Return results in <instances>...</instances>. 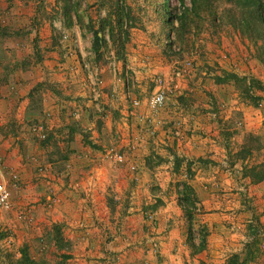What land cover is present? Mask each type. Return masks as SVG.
I'll list each match as a JSON object with an SVG mask.
<instances>
[{
  "label": "rangeland",
  "instance_id": "374dc122",
  "mask_svg": "<svg viewBox=\"0 0 264 264\" xmlns=\"http://www.w3.org/2000/svg\"><path fill=\"white\" fill-rule=\"evenodd\" d=\"M54 1L44 13L36 3L50 34L32 39L31 63L51 64L65 87L38 81L30 120L15 125V103L14 126L0 125L10 191L0 264H125L137 255L139 264H264V46L245 25L251 0ZM57 9L65 28L95 30L99 44L69 50L46 19ZM62 62L71 73L57 70ZM156 79L165 99L150 109ZM46 92L65 104L52 131ZM55 195L91 219L75 240L44 215Z\"/></svg>",
  "mask_w": 264,
  "mask_h": 264
},
{
  "label": "crops",
  "instance_id": "0c3cea01",
  "mask_svg": "<svg viewBox=\"0 0 264 264\" xmlns=\"http://www.w3.org/2000/svg\"><path fill=\"white\" fill-rule=\"evenodd\" d=\"M56 2L54 0H0V54L8 52L7 54L13 55V63L8 64L5 69L7 73L4 76L3 74H0V125H2V123L5 124L9 122L14 126V123L16 125L17 122L22 123L28 122L30 120L31 108L29 107V102L31 96L29 94V91L31 87L34 86V84L38 81H52V85L54 86L53 88L55 90L60 88L63 89L65 87L58 77H50L51 72L54 71L51 64L46 67L44 66L45 64H41L42 66H40V63H31L30 55L34 47V42L32 39L43 37V35L48 36L50 34L49 26L47 28L46 24H44V27L41 25V15L38 14L36 19L39 23H34L36 3H38L37 6L38 10H40V13H44L47 9L51 10V7ZM54 8L56 7L54 6ZM46 19L50 21L52 29L58 34L59 41L63 40L61 39L62 34H60V32H64L67 34V38L64 39V41L65 44L67 43L69 50L74 48V52L78 54L90 52L92 36L90 35L87 28L85 29L84 26L79 27L78 25H74L73 23H71L69 28H65L62 24V15L59 13V9H57L55 13H51V16H48ZM38 43L41 46V42L39 40ZM46 46H48V43L46 44ZM65 63L66 62H62V64L56 66L57 70H66L61 71V74H65L67 71L71 73L70 70L66 69L68 68V65ZM1 72L3 73L2 69ZM61 92L62 91H60V93ZM59 96L60 95H56L54 100H50L52 94L50 92H46V95H43L42 97L43 108L50 107L53 111V116L50 120L51 128L49 127V131L54 130V128L55 130L59 129V125L64 119L61 108L64 107L65 104L55 102L57 99H60ZM15 103L18 104L17 108L20 114L17 115H20V119L14 121L13 123L11 122L12 119L10 116L14 115L15 113ZM20 127L27 130V127L25 128V125L23 124ZM27 141L28 138L23 137V143L26 145V147L29 145ZM82 147L83 149H85L84 147L86 146ZM29 148H31V146H29ZM61 188H63V186ZM70 192L71 191L65 193L64 196L66 197L68 194L70 196ZM55 197L57 199V203H55L56 207L51 211L49 210V212L47 210V212H44V215H48V218L46 217L48 220H58V223L68 224L69 229H71L72 233L70 237L72 240H75L76 238L74 235L78 236L79 234V232L76 231L78 224L84 225L85 223L87 225H90L91 219H86L85 215L81 213L82 220H80L78 216L80 212L77 211L76 208L70 207L68 201H64L62 196L58 197L57 195H55ZM38 209L42 210V208ZM86 209L87 211H85V213L90 215L91 209ZM71 210L74 211L71 212ZM68 214L74 215V218L69 219ZM103 217V220L107 221L106 215H103ZM102 223L105 222L103 221ZM97 226L99 227L100 223L97 222L96 226H93L92 228L97 229ZM74 229L75 231H73ZM88 230H90V228ZM89 238L90 237H87L86 240ZM93 239L94 238H92V240ZM137 256L138 257L134 258L132 261H129V258H127V260L125 258V264H139V262L142 260V257L139 255ZM123 257L124 255L121 254L120 259ZM146 261L147 260H144V262Z\"/></svg>",
  "mask_w": 264,
  "mask_h": 264
},
{
  "label": "trees",
  "instance_id": "16d2710c",
  "mask_svg": "<svg viewBox=\"0 0 264 264\" xmlns=\"http://www.w3.org/2000/svg\"><path fill=\"white\" fill-rule=\"evenodd\" d=\"M264 1V0H263ZM251 10H249V24L245 25L248 28L255 29L256 35L261 40L263 46H264V2L261 4L260 0H251ZM100 39V36L97 34V32L94 30L92 32V45H98V41ZM181 208H183L180 205ZM226 264H246V261H239L236 256H231L227 259Z\"/></svg>",
  "mask_w": 264,
  "mask_h": 264
},
{
  "label": "built area",
  "instance_id": "2783aa9c",
  "mask_svg": "<svg viewBox=\"0 0 264 264\" xmlns=\"http://www.w3.org/2000/svg\"><path fill=\"white\" fill-rule=\"evenodd\" d=\"M165 99V88L161 79L154 81V87L147 99V105L150 109L159 107ZM116 158L118 156L114 155ZM10 206V191L6 181L0 179V209H8Z\"/></svg>",
  "mask_w": 264,
  "mask_h": 264
}]
</instances>
